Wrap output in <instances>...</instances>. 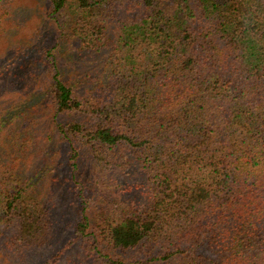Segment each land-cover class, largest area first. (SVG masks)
Returning <instances> with one entry per match:
<instances>
[{
    "label": "trees",
    "instance_id": "1",
    "mask_svg": "<svg viewBox=\"0 0 264 264\" xmlns=\"http://www.w3.org/2000/svg\"><path fill=\"white\" fill-rule=\"evenodd\" d=\"M41 1L48 42L0 0V264H264V0Z\"/></svg>",
    "mask_w": 264,
    "mask_h": 264
},
{
    "label": "rangeland",
    "instance_id": "2",
    "mask_svg": "<svg viewBox=\"0 0 264 264\" xmlns=\"http://www.w3.org/2000/svg\"><path fill=\"white\" fill-rule=\"evenodd\" d=\"M17 3L18 9L13 16L18 18L19 26L17 29V34L25 41H45L48 42L49 39L53 36L52 31V24L51 21L47 19L44 4L41 0H15ZM48 37V38H47ZM68 49H72V45H68ZM63 63L66 65L69 64V61L66 62L65 57L61 59ZM44 118L42 119L41 123V135H46L47 128L50 127L48 122V114L45 112L43 113ZM52 137H54L52 135ZM56 147V144L54 143ZM80 170L84 171L87 170L85 163L80 165ZM59 175H63L62 172H58ZM62 196V195H61ZM63 197V196H62ZM62 199V198H60Z\"/></svg>",
    "mask_w": 264,
    "mask_h": 264
}]
</instances>
